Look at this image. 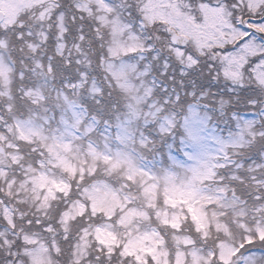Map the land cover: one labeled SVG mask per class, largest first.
<instances>
[{
	"label": "snow or ice",
	"instance_id": "obj_1",
	"mask_svg": "<svg viewBox=\"0 0 264 264\" xmlns=\"http://www.w3.org/2000/svg\"><path fill=\"white\" fill-rule=\"evenodd\" d=\"M0 264H264V0H0Z\"/></svg>",
	"mask_w": 264,
	"mask_h": 264
}]
</instances>
